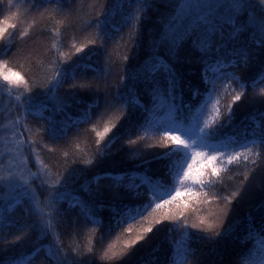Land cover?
<instances>
[{"label":"trees","instance_id":"1","mask_svg":"<svg viewBox=\"0 0 264 264\" xmlns=\"http://www.w3.org/2000/svg\"><path fill=\"white\" fill-rule=\"evenodd\" d=\"M191 2L188 18L170 28L169 21L180 15V0H147L140 4L136 0H63L62 3H39L35 7L32 0H13L12 5L0 0V20L10 12H18L17 18L9 21L17 25L16 29H9L13 38L8 39L6 35L0 40V48L6 45L10 48L0 59L6 60L13 71L20 72L31 89L29 92L23 85L10 86L0 78V177L5 178L0 182V206L5 209V227L0 230V264H55L49 251L61 258L65 253L70 258L78 253L80 264L264 263V245L260 243L264 239V150L254 147L252 153H247L243 148H236L242 153L241 163L228 165L229 171L221 172L229 189L225 195L238 188L241 194L232 201L227 217H221L222 222L215 230L219 236L214 232L204 233L202 235L212 239L193 238L187 246L174 244L173 241L181 239L182 230L169 233L167 227L171 225L165 221L154 226L147 242L138 244L131 256L120 261L101 259L107 245L121 231L113 227L111 233L108 232L111 216L108 205L120 202L131 203L133 207L147 205L152 199L149 184L136 179L139 187L129 190L130 179L119 181V186L111 179H104L100 181L99 191L95 184L91 186V195L80 190L85 180L96 175L110 173L117 177L143 178L145 172L153 184L162 185L161 192L175 194V188H182L175 172L169 173L168 161L155 157L169 151L161 140L168 130L164 122L172 118L180 128L189 127L207 102L206 95L192 96L195 88L204 91L203 65L200 52L192 45L193 37L184 36V26L192 24L202 11L198 3L203 4L205 0ZM213 12L216 19L222 21L227 8L217 7ZM250 13L257 20L264 18V4L252 0L249 9L237 14V26L243 25L245 30L236 41L228 44L229 50L247 47L252 54L247 67L241 64L227 69L248 84L244 97L233 106L232 125L221 133V137L225 133L235 135L238 141L244 139L240 133L245 126L251 131L252 126L244 118L254 111H264V96L260 95L264 82L251 86V78L264 65V48L258 49L249 43L254 31ZM177 28L183 41L178 49L171 50V34ZM229 31L231 25L224 24L225 37ZM22 32L27 35L21 39ZM213 39L218 42V36ZM80 47L84 50L76 53V48ZM157 57L175 68L179 80L176 95L182 96V101L175 103L190 105L191 111L187 107L182 112L177 111L168 97L164 74H152ZM84 64L91 65L95 71L78 66ZM57 71H68L70 75L57 76ZM228 83L231 87H227ZM217 84L220 88L217 95L221 98L219 107L224 113L231 103L233 89L240 91V87L223 80ZM117 93L125 99L137 98L139 107L125 106L117 101ZM28 96L32 98L31 111H26L25 98ZM105 98L116 103L120 111L130 113L132 119L122 120L109 134L118 139L107 155L101 157L98 148L104 150V141L98 146L95 132L91 130L96 123L95 116L91 123L79 118L95 101H99L100 111H103ZM58 104L63 107L62 111L57 110ZM41 106L43 117L35 115ZM210 115L211 105L203 113L201 127ZM78 119V123H73ZM53 124L57 129L56 139L45 131ZM97 130H102V123ZM129 139L136 143L129 144ZM207 142L218 143L219 139ZM226 151L230 154L233 149ZM257 151H261L259 158L255 155ZM244 155L249 157L247 162L243 161ZM144 160L151 162L143 164ZM252 160L257 163L252 164ZM245 172L248 173L247 181L244 180ZM64 185L67 191L82 198L86 211L91 209L95 223L86 218L79 206L69 208L67 201H52V193L64 191ZM136 192L140 195L136 196ZM180 199L192 198L185 192ZM100 204L105 206L103 210L98 208ZM9 206L11 211L7 210ZM193 208L219 210L215 201L193 204L185 210L190 221L197 214H206L205 211L194 213ZM172 209L180 211L175 203ZM156 215L159 216V212ZM48 224L51 228L45 234L41 225ZM146 226L147 222H142L138 227ZM249 230L255 232V238L249 236ZM18 235L22 239L13 243ZM89 248L92 252H88Z\"/></svg>","mask_w":264,"mask_h":264},{"label":"snow or ice","instance_id":"2","mask_svg":"<svg viewBox=\"0 0 264 264\" xmlns=\"http://www.w3.org/2000/svg\"><path fill=\"white\" fill-rule=\"evenodd\" d=\"M13 0H7L8 5H12ZM63 0H32L33 6L39 3H62ZM138 4L147 3V0H136ZM260 4H264V0H259ZM252 5V0H215V2H210V0H205L203 4L198 3V6L202 8V11L198 13L192 24L190 26H184V36L193 37L192 45L200 52L202 70H201V80L204 86V91L202 92L200 88H195L192 91L193 98L198 96H207V102L202 105L201 111L195 115L193 122L189 127L180 128L175 119L169 118L164 122V126L168 129L162 136V144L164 147L169 148V151L160 153L155 158L159 160L168 161V171L169 173L175 172L177 181L182 188L177 187L172 192H161L159 183L153 184L152 178L147 176L145 172L143 178L139 176H133L131 178L127 176H112L110 173H105L103 176L96 175L91 180H85L83 184L80 185V190L92 194V185H96L97 191H99L100 181L104 179H111L115 186H119V181L123 179H130L131 183L127 187L129 190L138 188L139 185L135 183L136 179H141V183H148L149 190L152 192V199L147 205H137L133 207L131 203L125 204L111 203L108 205V211L111 213L110 224L108 225V232L111 233L113 227L120 229L121 231L116 236V238L107 245V249L104 251L101 259L107 261H120L125 257H129L133 254L136 246L141 242H147L149 234L154 232L155 225L164 224L165 221L169 222L171 226L167 227L169 233L181 231V239L179 241H173V243H179L181 245L187 246V243L193 238L196 240L200 239H212L211 236H204V233H215L219 236L220 233L216 232V228L221 224V217H227L228 212L231 211L230 205L232 201L241 194V190L238 188L230 192V195H225L228 192V186L224 183L221 176V172H228V165H233L234 163L239 165L241 163L242 153L236 151V148H243L247 153H252L253 148L264 150V111H254L251 115L246 116L244 119L249 122L252 126L251 131L245 126V128L240 133V136L244 137L243 140L237 139V136H229L227 133L224 137H221V133L224 129L229 128L234 120L233 106L236 102L241 101L244 97L245 89L248 86L246 82H241L240 78L235 76L234 73L227 71L229 68L236 67L237 65H243L247 67L249 65L250 58L252 54L247 47H233L229 50L228 44L234 42L238 39L240 33L245 30L243 25L237 26L235 17L242 11H246ZM224 9L227 8V13L222 21L216 19L214 8ZM192 2L191 0H180V15L175 19L169 21V27L172 28L177 25L178 22L181 24L186 20L191 12ZM18 12H10V14L3 17L0 20V40H4L6 35L8 39L13 38V32L9 29H16L17 25L15 23H9V21L16 19ZM249 20L254 26V31L250 37V44H254L258 49L264 48V18L259 20L253 14H249ZM224 24L231 25V31L228 32L227 37L224 35ZM179 29L173 31L170 40V49L176 50L179 48L183 41V37L178 35ZM27 35V32L20 33V38ZM218 36V42L213 39V37ZM90 44H94L95 41H89ZM55 47V45H53ZM84 47H87L85 45ZM222 49L224 50L222 52ZM84 50L83 47L76 48V53H80ZM10 48L6 46L0 48V55H7ZM63 55V53H61ZM70 59V57H69ZM125 60L128 59L127 56L124 57ZM83 67L85 70L91 69V65L84 64L78 65ZM157 72H162L165 77V83L167 85L168 97L174 102V107L177 111L183 110L184 107L189 108L190 105L176 104L177 100L182 101V96H177L176 92L179 89V80L176 74L175 68L163 61L162 58H155L153 65L152 74ZM57 76L64 75L68 77L70 73L64 71L61 73L57 71ZM0 78L3 79L10 86H21L23 85L29 92L28 82L20 74V72L13 71L8 67V62L6 60L0 59ZM74 78V76L72 77ZM223 80L226 82H234L239 85L240 91H235L231 95V103L227 105V111L222 113L219 105L221 104V98L217 95L220 92L217 82ZM264 82V65H262L260 72L251 78V86L256 87L258 83ZM51 83V81H49ZM58 83V82H57ZM76 87V85H73ZM227 87H231V83L227 84ZM260 95L264 96V88L260 90ZM117 101L123 102L125 106L134 105L139 107L137 98L125 99L117 93ZM27 109L26 111H31L32 98L30 96L25 98ZM211 105V115L209 120H204V126L201 127L200 123L203 119V113ZM101 105L99 101H95L87 106L86 111L81 118L85 123H91L93 117L95 116L96 123L92 124V131L95 132L96 144L99 146L102 141H104V150L98 148V153L101 157L107 155L108 149L113 145L118 136H110L114 129H117L118 124L122 120H131L132 115L128 112L120 111L116 103L110 102L105 98L103 111H100ZM57 110L62 111L63 107L57 105ZM44 108L41 106L35 112V115L43 117ZM147 112V109H143ZM119 114H116V113ZM105 117H107L105 119ZM73 121V123H78ZM222 123H217L221 121ZM102 123V130H97V126ZM52 139L58 138L57 129L54 124L50 125L48 129ZM62 131V130H61ZM176 132H182L184 136L188 137V140L181 139V135L175 134ZM248 137H253V139H248ZM108 138V139H106ZM209 139H219L218 143L209 144L207 141ZM172 142V145L169 144ZM129 144H135L136 141L129 139ZM200 149V150H197ZM208 149V151H204ZM233 149L229 154L226 150ZM257 158L261 156V151L255 153ZM191 160V162H188ZM249 160L248 155L243 156V161L247 162ZM151 161L144 160L143 164H149ZM252 164H256V160L251 161ZM91 164V161H88ZM5 178L0 177V182ZM244 180H248V173L245 172ZM64 191L57 190L52 193V201L54 203H60L61 201H67L69 203V208L80 207L81 212L88 218L91 222H96L95 215L91 212V209L85 210L82 198L78 195H74L70 191H67L66 185L63 186ZM243 185H241V188ZM198 189V190H194ZM187 192L188 196L192 199L180 198ZM211 194V199L209 196ZM136 196L140 193L136 192ZM215 201L217 204L218 211L215 209H199L193 208L194 213H199L200 211H205V215L197 214L191 221L187 216H185V210L192 207L193 204H209ZM175 203V208L180 211L177 213L173 211L172 205ZM181 204L183 209H181ZM104 205L100 204L98 208L100 210L104 209ZM151 209V211H149ZM227 209V211L225 210ZM11 211V206L7 209ZM36 206L34 205V211ZM5 209L0 206V230L5 227ZM159 212V216L156 214ZM147 213V214H146ZM142 222H147L146 227H138ZM100 226H103L102 223ZM32 227H35L33 225ZM45 234L51 228V224L47 226L41 225ZM189 230H196L194 233ZM249 236L255 238V232L249 230ZM22 239L21 236H16L13 243ZM261 245H264V239L260 241ZM40 249L37 248L38 252ZM189 251H191L189 249ZM75 253V250H73ZM88 252H92L89 248ZM48 255L51 259L55 261V264H80L78 260V253H75L71 258L67 253L63 255V258L57 256L55 253L49 251ZM140 264H152L151 261L144 262L141 261ZM183 264V262H181Z\"/></svg>","mask_w":264,"mask_h":264},{"label":"rangeland","instance_id":"3","mask_svg":"<svg viewBox=\"0 0 264 264\" xmlns=\"http://www.w3.org/2000/svg\"><path fill=\"white\" fill-rule=\"evenodd\" d=\"M175 134H179L181 135V139H184V140H188V137L184 136L182 132H176ZM197 150H200V149H197ZM191 162V160H190ZM240 196V195H239ZM264 264V263H263Z\"/></svg>","mask_w":264,"mask_h":264}]
</instances>
